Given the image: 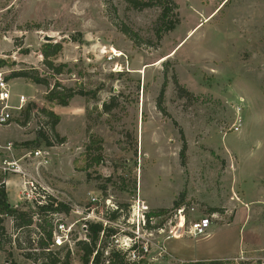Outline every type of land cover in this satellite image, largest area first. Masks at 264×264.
Masks as SVG:
<instances>
[{
    "label": "rangeland",
    "instance_id": "1",
    "mask_svg": "<svg viewBox=\"0 0 264 264\" xmlns=\"http://www.w3.org/2000/svg\"><path fill=\"white\" fill-rule=\"evenodd\" d=\"M171 1L178 9L168 20L178 24L166 32L157 4L137 10L125 0H0L3 78L37 72L50 83L9 81L10 104L24 95L27 105L0 126V156L24 158L46 196L69 209L58 218L72 227L73 241L86 240L91 223L113 228L97 246L106 256L130 244L140 206L155 225L140 230L142 258L127 256L130 262L264 257L257 252L264 244V0ZM47 43L63 47L55 60L66 66L60 75L43 65ZM56 82L61 96L74 95L67 106L46 100ZM45 111L59 117L53 132ZM38 150L48 152L47 165L28 159ZM176 203L186 223L215 215L221 225L168 239L179 222ZM2 218L6 233L26 247L27 234ZM6 251L16 264H34L9 245L0 247V264ZM72 253V264H83L79 247Z\"/></svg>",
    "mask_w": 264,
    "mask_h": 264
},
{
    "label": "trees",
    "instance_id": "2",
    "mask_svg": "<svg viewBox=\"0 0 264 264\" xmlns=\"http://www.w3.org/2000/svg\"><path fill=\"white\" fill-rule=\"evenodd\" d=\"M127 3L132 5L133 8L137 10H143L146 8H151L154 4L160 5L162 14L160 16V21L162 25L165 26V31H173L178 24V20L174 23L168 20L170 12L174 9H178L177 5L171 0H155L150 2H141L139 0H125ZM128 35V32H124ZM63 47L61 44L47 43L42 47V55L44 57L43 65L52 71V75H60L66 68L65 65L56 66L55 60L58 55L62 52ZM7 65V61L0 60V68ZM38 73L35 72L28 73L26 71L14 72L12 75L5 78L6 81H11L13 79L22 78L29 81L35 85H42L48 87L50 85L49 81L44 78L37 76ZM62 85L58 82L55 83L54 89L46 96V100L56 105L67 106L68 100L74 95L71 91L68 92V96H61L62 92L59 90ZM65 92V89H64ZM114 105H104L105 111H110ZM25 111V110H24ZM44 114L49 117L46 125L52 131L59 122V117L53 112L45 111ZM53 132V131H52ZM183 163L184 152L182 153ZM94 163L99 165L101 159H94ZM4 177H0V247L3 245H9L16 248L23 253V256L27 260L33 261L34 264H72V250L68 247H55L58 248L57 253L51 250L53 242V230H54V215L60 214L69 209L64 206V204L57 202L56 199L49 196L47 199V204L44 206L37 207L36 210H26L27 205L21 204L19 206H12L9 203L8 195L6 192L5 185L1 183ZM180 205L176 203V208ZM48 215V216H47ZM49 216V220L47 219ZM2 217L10 218L13 222V228L15 232H24L27 234V246L23 247L19 242L18 238L12 240V235L6 233V228L4 226V219ZM116 216L114 215L113 218ZM31 232L35 233L31 235ZM86 235V240L77 241L75 246L79 247L82 251V263L83 264H145L146 261L141 262H130L127 258V254H122L121 252H111L108 256L104 254L103 250L97 249L100 241L114 235L115 231L113 228L106 227L103 228L100 223L88 224L86 230L84 231ZM101 234L102 240H101ZM17 237V236H16ZM5 244V245H4ZM64 253L62 257L60 254ZM7 264H16L14 261L10 260L11 254L6 251ZM187 264H226L224 261L219 260H208V261H196L189 262Z\"/></svg>",
    "mask_w": 264,
    "mask_h": 264
},
{
    "label": "built area",
    "instance_id": "3",
    "mask_svg": "<svg viewBox=\"0 0 264 264\" xmlns=\"http://www.w3.org/2000/svg\"><path fill=\"white\" fill-rule=\"evenodd\" d=\"M11 100V92H10V82L6 81L5 78H3L2 73L0 72V126H8L10 125L13 120V112L18 111L22 112L24 110L25 106L27 105V98L24 95H20L18 97V104L16 106H13L10 104ZM241 118L238 117V121L236 122V127L234 128L235 132H238L240 125H241ZM10 149V145L8 147ZM33 156V159H36L41 164L47 165L49 163V155L48 152L43 150H38L34 153H30L29 157ZM1 171L4 174H18L22 176L23 178H27L23 184V190H22V200L28 201L30 203H33L35 205V209L40 206H44L47 204V199L49 197L46 196L47 192L46 190L41 187L39 182H37L34 178L28 176L18 165L17 161H8L4 160L3 165L1 167ZM53 197V196H51ZM54 198V197H53ZM56 199V198H54ZM57 200V199H56ZM57 202H59L57 200ZM100 200H97L96 198H92V205L93 206H99L98 204ZM107 203V202H106ZM139 211L136 214V224H133L137 227V231H130L132 234L127 239L129 240L130 244H126V249L121 248V253H126L128 256L132 255L133 259H141L140 253L137 251V246L139 243V240L141 238L140 230L143 228H147L148 226L153 227L154 224V218L149 217L148 213L149 210L147 207H143L141 210L140 206ZM94 208V207H93ZM59 214L54 215V230H53V242L54 244L52 247H68L70 250H72L73 246H75L76 241H73L71 238V228L66 229V226L62 223V219L58 218ZM173 218L174 222L179 221L176 225L170 226V237L176 238L178 236L182 235H189L194 236L197 234H204L206 233L212 225L219 224L215 220L217 219L215 215H212L210 217L203 216L201 218H198L193 221H189L186 223V216H185V209L180 207L174 210L173 212ZM173 222V221H172ZM104 227H108L107 223H103ZM157 231L159 234L165 233L164 228H157ZM117 244L119 245V242L117 241ZM68 245V246H65ZM121 247V246H120ZM119 250V252H120ZM134 261V260H133ZM236 264H264V257L258 256L255 258H249L241 256L240 259H234L233 260Z\"/></svg>",
    "mask_w": 264,
    "mask_h": 264
},
{
    "label": "crops",
    "instance_id": "4",
    "mask_svg": "<svg viewBox=\"0 0 264 264\" xmlns=\"http://www.w3.org/2000/svg\"><path fill=\"white\" fill-rule=\"evenodd\" d=\"M0 159H1V162H0V171H1V167H2L1 166V163H2L3 160H7V159H6V157H3V156H0ZM28 159H30V157H28ZM34 160H36V159H34ZM12 161H17L19 167L28 176L32 177L29 174V171H28V165H30V164H28L26 162H23L22 163V161H24V158H21V159H18V160H12ZM46 167L44 166V168H46ZM4 176H5V178H3L4 179V185H5V188H6V192H7V195H8V199H9L10 205H12V206H19V205H21L22 204V201H23L22 200V197H21L22 190H23V184H24L25 180H27V178H23L22 176H20L18 174H9V175H4ZM215 225L216 226H219L221 224H215ZM258 248H259V251H257V252H263L264 251V244L261 247H258ZM255 257H258V255L249 256V258H255ZM235 258H238V257H228L227 258V257L217 256V257H208V258H205V259H197V258H195L194 260L189 261V262L208 261V260H219V261L229 262V261L234 260Z\"/></svg>",
    "mask_w": 264,
    "mask_h": 264
},
{
    "label": "water",
    "instance_id": "5",
    "mask_svg": "<svg viewBox=\"0 0 264 264\" xmlns=\"http://www.w3.org/2000/svg\"><path fill=\"white\" fill-rule=\"evenodd\" d=\"M49 39V38H48ZM46 41H50V40H46Z\"/></svg>",
    "mask_w": 264,
    "mask_h": 264
}]
</instances>
